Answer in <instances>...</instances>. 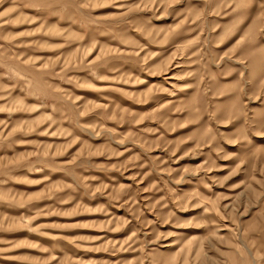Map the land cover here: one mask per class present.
<instances>
[{
  "label": "rangeland",
  "instance_id": "1",
  "mask_svg": "<svg viewBox=\"0 0 264 264\" xmlns=\"http://www.w3.org/2000/svg\"><path fill=\"white\" fill-rule=\"evenodd\" d=\"M0 264H264V0H0Z\"/></svg>",
  "mask_w": 264,
  "mask_h": 264
}]
</instances>
